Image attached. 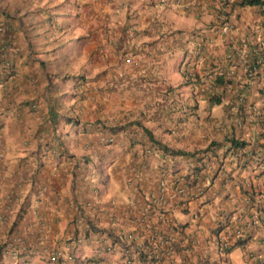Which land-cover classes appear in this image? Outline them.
I'll list each match as a JSON object with an SVG mask.
<instances>
[{
  "label": "crops",
  "instance_id": "crops-1",
  "mask_svg": "<svg viewBox=\"0 0 264 264\" xmlns=\"http://www.w3.org/2000/svg\"><path fill=\"white\" fill-rule=\"evenodd\" d=\"M240 1L0 0V240L46 264L93 236L89 218L117 231L183 174L189 211L173 216L200 242L176 264H264V122H236L264 112V5ZM230 137L247 142L232 157Z\"/></svg>",
  "mask_w": 264,
  "mask_h": 264
},
{
  "label": "built area",
  "instance_id": "built-area-1",
  "mask_svg": "<svg viewBox=\"0 0 264 264\" xmlns=\"http://www.w3.org/2000/svg\"><path fill=\"white\" fill-rule=\"evenodd\" d=\"M227 27H225L226 29ZM130 63L131 59L126 58ZM106 142L112 141L108 137ZM191 187L186 175L176 174L170 180H161L157 189L148 195L138 214L123 221L122 228L113 231L97 228L93 217L89 218V228L93 236L67 237L64 246L54 247L45 252L48 264H176L179 254L189 256L185 251L189 244L196 248L199 244L197 234L191 229L186 232L181 222L173 216L175 211H189L188 201ZM187 200V202H186ZM88 206L96 209L93 204ZM90 216V215H89ZM87 216V217H89ZM137 226L135 227L134 226ZM95 226V227H92ZM137 233V234H135ZM95 239L105 254L121 256L119 261L102 257L86 256L79 248L86 239ZM228 240H222V249L228 247ZM35 254L34 247L26 245L19 236L0 240L1 258L17 259L23 253Z\"/></svg>",
  "mask_w": 264,
  "mask_h": 264
},
{
  "label": "trees",
  "instance_id": "trees-1",
  "mask_svg": "<svg viewBox=\"0 0 264 264\" xmlns=\"http://www.w3.org/2000/svg\"><path fill=\"white\" fill-rule=\"evenodd\" d=\"M238 4L239 5H244V4H246V5H264V0H241L240 2H238ZM2 47H4V48H6L7 47V45L6 44H3L2 45ZM217 81L219 82V83H222L223 82V79L222 78H219V79H217V78H215V80H214V82L215 83H217ZM213 99L212 100H214V102H219V99H217L216 98V96H214V97H212ZM73 119V118H72ZM227 141V143H229V146H228V148L225 150V154L227 155H229V154H231V155H233L234 153V151L236 150V149H242V148H244L245 146H246V144H247V142L246 141H244V140H239V139H237V138H234V137H230L229 139H226ZM155 143H157V144H159V146L162 148V149H164L168 154H171V155H183V156H191V155H194L195 153H199V152H205L206 150H210L214 145H215V143H211L210 144V146H208V147H206L205 149H203V150H199V151H195L194 153H190V152H186V151H184V150H174V149H171V148H169V147H167V146H165V145H162V144H160V143H158V142H155ZM218 145H220V143L218 144ZM216 146V145H215ZM261 149H262V154H263V157L262 156H260L259 158L257 157L256 158V161L257 162H262L263 160H264V146L263 147H261ZM234 150V151H233ZM233 151V152H232ZM251 153L252 154H255V151L253 150V149H251ZM248 154H250V152L248 153ZM236 158H237V156H236ZM262 158V159H261ZM252 160V159H251ZM238 238H240V237H238ZM233 247L235 246V244L234 245H232Z\"/></svg>",
  "mask_w": 264,
  "mask_h": 264
},
{
  "label": "clouds",
  "instance_id": "clouds-1",
  "mask_svg": "<svg viewBox=\"0 0 264 264\" xmlns=\"http://www.w3.org/2000/svg\"><path fill=\"white\" fill-rule=\"evenodd\" d=\"M252 73V71H250ZM242 99L240 98V101ZM252 122V121H255V122H260V123H263L264 122V112L263 113H260V112H256V111H252V112H249V114L247 112H237L236 111V122L238 125H242L244 122ZM233 155H231L232 157ZM261 169H264V166L261 167ZM218 227V226H217ZM218 228H215V230H217ZM240 234V231L237 230L235 231V235L239 236ZM216 237V236H215ZM217 241H218V245H219V251L221 252H227L228 249L230 248V239L228 237H226V235H223V237H220V238H216ZM221 239V240H220ZM224 239H227L229 244H228V247L225 248V249H222V240ZM82 245H80L81 247ZM82 253V252H81ZM84 254V253H82ZM22 257H24V263L23 264H32L33 262V257H34V254H29V253H23L21 254V256H19L17 259H7V258H1V255H0V264H3L6 260H11V261H15V260H19L21 259ZM46 264L47 263V259H46Z\"/></svg>",
  "mask_w": 264,
  "mask_h": 264
},
{
  "label": "rangeland",
  "instance_id": "rangeland-1",
  "mask_svg": "<svg viewBox=\"0 0 264 264\" xmlns=\"http://www.w3.org/2000/svg\"><path fill=\"white\" fill-rule=\"evenodd\" d=\"M179 165L182 166V167H184V163H179ZM166 167L169 168V169H171L173 166H172V164H170V165L169 164H166ZM215 245L216 246L218 245L217 240L215 241ZM230 251L228 253H230ZM217 252H218V254H222V255L225 253V252H221L219 250ZM237 253L239 254V251L238 250H237ZM83 255H86L88 257L89 256H92L94 258H96V257H102V258L110 259V260H113V261H119L120 258H121V256L116 255V254L104 255V254H99L98 252H91V251H85ZM23 263H24V257H22L19 260H15V261L6 260L3 264H23ZM32 264H42V263H41V260L36 256V257H33Z\"/></svg>",
  "mask_w": 264,
  "mask_h": 264
}]
</instances>
